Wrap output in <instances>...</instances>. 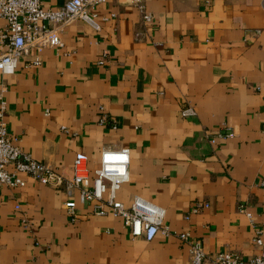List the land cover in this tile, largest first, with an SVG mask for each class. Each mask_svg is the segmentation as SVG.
I'll return each instance as SVG.
<instances>
[{"label":"crops","instance_id":"obj_1","mask_svg":"<svg viewBox=\"0 0 264 264\" xmlns=\"http://www.w3.org/2000/svg\"><path fill=\"white\" fill-rule=\"evenodd\" d=\"M143 1L148 23L131 0H107L93 10L97 31L76 20L59 47L20 56L0 77L4 120L11 143L64 180L75 153L91 170L101 149L127 148L128 181L115 197L162 208L168 233L133 238L121 218L93 215L63 184L20 174L24 187H0V264H188L182 231L209 256L257 255L256 230L264 246V0ZM64 2L42 0V9ZM187 107L194 115L181 117Z\"/></svg>","mask_w":264,"mask_h":264},{"label":"built area","instance_id":"obj_2","mask_svg":"<svg viewBox=\"0 0 264 264\" xmlns=\"http://www.w3.org/2000/svg\"><path fill=\"white\" fill-rule=\"evenodd\" d=\"M107 0H65L56 10L42 9V0H0V20L5 22V28L0 32V77L14 74L17 59L29 50L35 54L44 49L56 48L61 45L60 30L63 25L79 20L98 30L94 8ZM137 9L141 22L148 23L152 15L146 11L143 0H131ZM38 65V59L33 60ZM6 85L0 80V187L22 188L24 181L19 175L48 186L59 188L64 186L66 195L71 197L73 191L77 193L80 203H90L91 213L95 216L105 215L107 212L113 217L122 219L129 235L149 242L158 233L167 234L168 230L162 226L164 210L138 196L124 206L117 201V190L128 181L129 150L127 148H103L98 153L97 166L88 167V159L82 153H75L70 164L69 180L54 172L49 166L33 160L7 137L5 114L6 108L3 93ZM101 112V108H98ZM181 117L193 116L190 107L179 111ZM98 124H105L104 115L98 117ZM232 137V133H217L210 144L216 140ZM263 176L258 187L264 188V150L261 158ZM72 221L77 219L75 203L68 199L63 203ZM207 204H196L184 214L183 219L189 220L191 215L197 214ZM238 211L250 219L243 206ZM252 242L259 248V253L247 260H242L234 252H218L212 256L204 253L201 242L190 238L188 231L175 234L180 243L188 247V264H264V246L261 244L259 231L254 232Z\"/></svg>","mask_w":264,"mask_h":264}]
</instances>
